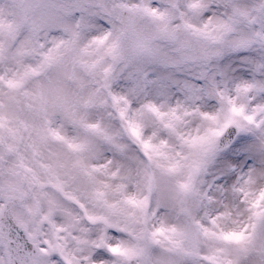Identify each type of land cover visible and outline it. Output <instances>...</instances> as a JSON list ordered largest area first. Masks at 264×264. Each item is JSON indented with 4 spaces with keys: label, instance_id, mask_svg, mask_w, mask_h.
<instances>
[{
    "label": "snow or ice",
    "instance_id": "1",
    "mask_svg": "<svg viewBox=\"0 0 264 264\" xmlns=\"http://www.w3.org/2000/svg\"><path fill=\"white\" fill-rule=\"evenodd\" d=\"M0 264H264V0H0Z\"/></svg>",
    "mask_w": 264,
    "mask_h": 264
}]
</instances>
